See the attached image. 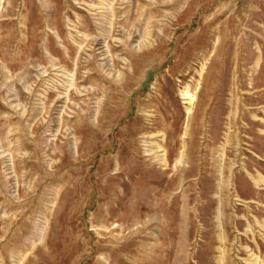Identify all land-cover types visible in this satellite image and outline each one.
<instances>
[{
    "label": "rangeland",
    "instance_id": "374dc122",
    "mask_svg": "<svg viewBox=\"0 0 264 264\" xmlns=\"http://www.w3.org/2000/svg\"><path fill=\"white\" fill-rule=\"evenodd\" d=\"M0 264H264V0H0Z\"/></svg>",
    "mask_w": 264,
    "mask_h": 264
}]
</instances>
